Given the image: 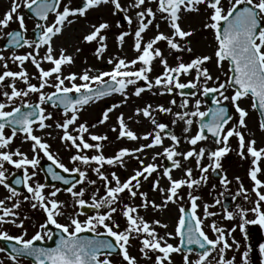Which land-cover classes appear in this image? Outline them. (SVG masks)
<instances>
[{
    "label": "snow or ice",
    "instance_id": "snow-or-ice-1",
    "mask_svg": "<svg viewBox=\"0 0 264 264\" xmlns=\"http://www.w3.org/2000/svg\"><path fill=\"white\" fill-rule=\"evenodd\" d=\"M102 6H108L113 16L122 14L127 28L121 19L116 20L115 26L121 31L115 35V43L122 51L126 38L131 36L136 55L128 59L118 52L105 60L107 31L111 25L104 20L92 24L81 42L94 43L96 60H104L111 68L101 70L89 66L80 72L65 73L66 66L75 64L74 55L64 45L55 46V40L77 18H85L87 13ZM186 13L202 16V27L213 38L212 52L196 55L188 62L177 55L172 65L169 55L193 52L187 38L194 31L185 30L180 24ZM26 16L32 21L30 31ZM157 16L165 22L167 33L158 22L154 23ZM13 23L17 24L14 29ZM150 27L155 28V35L145 39ZM0 41H3L0 44V186L7 192L0 198V242L8 246H0V254H4L0 264L6 261L23 264L24 260L29 264H117L113 257H119L118 264H139L138 258L129 251L133 240L138 242L140 258L152 264H173V254L181 256L182 264H213V261L236 264L235 255L227 257L228 251L240 252V242L233 235L236 229L244 234L245 241L248 239L246 225L264 229V180L259 178L264 175V147L257 148L254 138L246 139L249 112L240 104L244 99L250 101L249 107L259 115L258 128L264 132V0H127L126 3L81 0L78 6H73L72 0H10L9 9L0 17ZM160 42L166 44L167 54L158 46ZM80 51L81 48H75V52ZM157 61L161 71L153 76ZM208 62L214 64L219 74L213 76L206 66ZM45 64L49 67L45 68ZM10 65H15L17 70ZM28 65L34 71L29 72ZM188 76L192 78L181 80ZM129 86H133L131 95L138 98L145 92L172 96L169 105L177 106L180 111L173 112L171 106L163 104L137 107L133 116H142L152 126L142 134L129 128L124 114L119 113L115 124L110 126L117 133L116 139L146 143L121 147L106 156L103 142L108 136L91 132L90 128L105 124L111 119V113L128 102ZM186 89L192 91L185 93ZM113 94H118L121 100L104 108L97 123H78L85 106ZM176 95L181 96L179 104ZM33 96L34 101L30 99ZM209 96L211 106L202 110L201 98ZM49 109H59L62 120H55ZM154 113L171 116L172 126L181 123V135L170 129L169 124L160 122ZM53 125L60 130L61 144L69 151L74 150L69 156L71 167L51 151V145L42 135L36 134ZM233 137L237 140L235 149L230 145ZM17 139L21 145H29L28 152L13 147ZM182 144L187 147L182 148ZM150 149L158 151L149 155ZM230 151H235L242 160L250 158L247 176L251 188H245L237 176L234 178L237 189L230 196L233 202L240 197L251 203L250 208L233 206L220 198H213L209 203L198 194L208 186L210 172L218 175L221 190L212 184L209 194L218 191L219 197H225L229 192L232 182L223 172L221 161ZM41 154L51 162L46 169L47 176L68 187L61 189L52 185L53 190L45 192L48 185L35 179ZM126 158L135 160L136 165L123 180L116 171L105 168L126 170ZM191 162L195 168L188 166ZM174 170L179 172L178 177L173 175ZM89 171L95 179L89 177ZM150 177H153L150 191L158 194L159 203L149 199L148 192L140 190ZM98 181L100 187H93L89 193V186L97 185ZM14 186L26 190L23 201L19 199L22 193ZM62 191L71 198V212L64 211L69 206L66 201L57 199ZM22 202L43 213V220L33 223L35 231L30 236L25 227L30 217L21 216L19 211ZM170 204L176 205L178 212L175 227L161 235L157 227L167 229L168 225L159 219L146 220L140 210L163 211ZM217 206L220 211H213ZM249 213L254 218L248 219ZM60 217H64V222ZM117 217L123 220V227ZM213 217L227 220L238 217L239 223L226 229ZM4 225L20 232L12 235L3 229ZM250 251L246 245L240 254L241 264H249ZM193 253L196 258H191ZM259 254L264 257V243L259 244Z\"/></svg>",
    "mask_w": 264,
    "mask_h": 264
},
{
    "label": "rangeland",
    "instance_id": "rangeland-1",
    "mask_svg": "<svg viewBox=\"0 0 264 264\" xmlns=\"http://www.w3.org/2000/svg\"><path fill=\"white\" fill-rule=\"evenodd\" d=\"M72 1H75L73 3V6H78L81 2V0H72ZM126 2H127L126 0H122V3H126ZM9 7H10V1H9ZM130 14H132V13L130 12ZM117 19H121V22L124 23L122 20V14H117L116 16L111 15L109 12L108 6H102L101 8H99L97 10L90 11L89 13H87L85 18H77L80 25L85 26V27H89L90 31H91L90 26L92 24H98L104 20H107L109 22V24L111 25V28L107 31V35L109 37L108 38V45L110 44L109 46H111V50H108L105 53V60L107 59V57L109 55H115L118 52H120L121 55H123V54L129 55L128 59L134 58V56L136 54V53L130 54V52L132 50V47H131L132 37L131 36L126 38V42L123 45V49H124L123 52L117 48V45L115 43V35L121 31V29L116 28V26H115ZM185 19H189V20L197 19V21L195 22V24L192 28V30L194 31L193 36L187 38L188 40L191 41V47L193 49V52L192 53L184 52L183 54H185V55H181V53H175L174 56L169 55L168 57H173V59H171L169 61V63L172 65H175L176 61H175L174 57L177 55L181 56L185 62H188L190 60V58H192L196 55H203L204 54L202 52L203 48L196 47L199 42H203L206 44L205 48L208 47V49H209L208 53L209 54H211V52H212V48H213V44H214L213 38H212L211 32L208 30H205L202 27V23H203L202 16L198 15L196 13H191V14L186 13V14H183L180 22H183ZM26 21L28 23V28L30 31L32 26H33L32 21L30 19H28L27 16H26ZM156 22H158L160 24V27H166L165 22L160 20L159 16H157V20L154 23H156ZM124 27H125V29L127 28L126 23H124ZM11 28L14 29L16 27H11ZM150 28H152V27H150ZM166 29H167V27H166ZM82 37L83 36L80 37V40L78 43L79 48H81L82 51L76 53V55L74 56L75 65L80 66L83 63V61L86 60L88 62V66L94 67L96 69H101V70H109L111 68V65H108L105 62H101L100 60H96L95 56L93 55L95 44L94 43L93 44L82 43L81 42ZM208 42L209 43L211 42V44L209 45ZM158 46L162 50H164L165 53L167 54V47H166V44L164 42H160L158 44ZM20 51H22V50H20ZM206 66L212 71L213 76L219 74L216 70H214L215 67H214V64L212 62H208ZM44 67L47 68V67H49V65H46ZM137 67H139V65H137ZM29 70H30L29 72L34 71L31 66H29ZM69 71L70 70H68L67 72H69ZM159 71H161V70H159ZM156 74H153V76ZM186 78L191 79L192 77L188 76ZM221 79H223V77H221ZM32 82L36 83L35 80H33ZM139 84H140V82H139ZM21 87H23V85H21ZM47 91H51V89H48ZM127 91H128L129 97H130L129 100H131V102H134L135 96L131 95V93L133 91V86H129ZM153 91H156V90L153 89ZM151 95H152L151 92H145L143 95L144 96L143 99H145L146 97H150ZM112 97L117 98L120 96L118 94H113V96L106 97V98L111 99ZM106 98L102 99L101 101H97V102H102ZM171 98H173V97H171ZM30 99H32L34 101L35 97L34 96L30 97ZM175 99L177 101V104H179L181 101V96L176 95ZM201 99L204 101V104L202 105V110H203L204 108H206L208 106L205 103L204 98L202 97ZM159 103L162 104L160 101H159ZM249 103H250V101L248 99H244L240 102L241 106L248 109V112H249V115L246 118L247 124H248L246 139L254 138L257 141V145H256L257 148L264 147V133L259 130V128H258V120L259 119L257 117L256 112H254L249 107ZM88 106L89 105L85 106L84 108L87 109ZM105 107L101 103V104H99V106L97 108L87 109V110H89L88 111V118L80 120L79 123H83V122H87V123H91V124L97 123L101 117V112ZM175 107H176L177 111H180V109L177 106H175ZM49 110L53 111L55 120H57V121L62 120V116L60 115V111H58L57 109H49ZM230 110L234 112V110H232V109H230ZM174 111H175V109H173V112ZM154 115L156 116V118L160 122L169 124V128L175 131V126H172L170 123V121L172 119L171 116L165 115V114H160V113H154ZM47 123L53 124V121H48ZM98 125L99 124H97V126ZM103 125L104 126L101 128L102 135L106 134L108 136V140L105 141V143L103 142L105 145L104 150H103L104 155L111 156L119 148L125 147V145L130 144L131 141H128L126 139H122L123 140L122 146H115L114 143L116 142L117 133L116 132L111 133L109 131L110 125L108 123H105ZM151 128H152V126L150 124V128H148L146 130L150 131ZM49 130L52 132L56 131V135L54 137L55 142L51 143L50 141H47L51 145V151L53 153H55L58 156V158L61 159L66 165L71 167L72 165L69 164V156L71 154H73L74 150L69 151L68 149H66L64 147V145L61 144V142L59 140V134H60L59 129H55V127L53 125V128H50ZM49 130H47L46 132H49ZM242 131H245V130L242 129ZM143 132H144V130H143ZM89 142H91V141H89ZM165 143H168V141L166 140ZM20 144H21L20 140L17 139L14 141L13 147H20L22 151L28 152L29 145L28 144L20 145ZM230 145L233 149L236 148L237 140L234 137L230 138ZM28 154H29V156H31L30 152ZM88 154L91 155L92 152L88 151ZM41 157H42L41 162L47 160L46 158H43V154H41ZM146 163H148V161H146ZM164 163L170 167V164H168V162L165 161ZM221 163H222L223 172L226 173L227 178L232 182L229 185V192L225 193V197L228 195L231 196V194L236 191L237 184H236V181L234 178L237 176H239L241 178V181L243 182L245 188H248V189L251 188V183H250V180L247 176V172H248L249 167H250V158L242 160L238 155H236L235 151H230L225 157L222 158ZM135 165H136L135 160L131 161L130 163H127V168L130 169V174L132 173V169ZM188 166L195 168L194 162H191ZM262 167H264V164H262ZM105 168L108 171H116L117 175H119L122 180L126 178L124 175H122V172H125L124 169H119L121 171V173H120L118 171V168L113 169V168H110L109 166H105ZM10 171H16V170L10 169ZM29 171H31V169H29ZM37 173H38V175L35 179L41 183H45V180H44V177L40 171V168L37 169ZM175 173H176V176L179 175L178 171H175ZM211 174L212 173L210 172L209 173V184H208V186L201 188L198 192V194L201 195L203 197V199L209 203L212 202L213 198H220L222 200H224V198H225V197H219L218 196V191L221 189L219 188L218 181L212 180ZM155 175L156 174L154 173L153 177H155ZM194 175H196L195 172H194ZM89 177L92 179L96 178L95 175L93 173H91V171H89ZM153 177H150L149 181L143 182L142 188L140 190L144 191V192H148L149 199H155L156 202L159 203L160 199H159L158 194L150 191V182H151V179ZM259 178L264 180V175H261ZM212 184H217L218 191L217 192H211V194H209L210 186ZM56 187H59V186H56ZM78 187H79V185H78ZM93 187H100V182L98 181L97 185H95V186H89V193L92 191ZM51 190H53L52 187H46L45 188V192H48ZM185 191H187V190L185 189ZM102 192H103V189L101 188V194H102ZM21 193H22V195L19 197V199L21 201H23V194H26V190L24 189ZM6 195H7L6 190L2 186H0V198H4ZM86 197H87V194H86ZM252 198H253L252 194H250V199H252ZM57 199L66 201L68 203L69 206L66 209H64V211L66 213L72 211L71 198L66 192L62 191L61 193H59L57 196ZM126 202H128V201H126ZM138 202L139 201L137 200L136 203H138ZM7 203H9V202L6 201V204ZM232 204H233V206L235 204H240L242 207H245V208L252 207L251 203L243 201L242 198H240V197H238L236 201L232 202ZM166 210L171 211V213H170L171 221L170 220H169V222L164 221L163 223L167 224L168 228L171 231H173L174 227H175L176 219L178 216V212L176 211V205L170 204L168 206V208L164 209L163 211H156V212L159 215H162L163 212ZM212 210L213 211H220V207L217 206L215 209H212ZM19 211L21 212V216L28 215L30 217L29 220L25 221V227L28 229V235L30 236L35 231V229L32 227L33 223L41 222L43 220V213H42V211H39V210H32L26 202H22L21 209ZM152 213H153V211H151V210H149L147 212H145L143 209L140 210V214L141 215L143 214L145 217H147L148 214H152ZM247 218L248 219L254 218L253 214L249 213ZM59 219L61 222H64V217H60ZM81 219H83V217H81ZM117 219L119 220V222L121 223V226L123 227L124 226L123 220L120 219L119 217H117ZM212 219H216L218 221V223L220 224V226H222L226 229L231 228L234 224L239 223L238 217L234 220L221 219L220 217H213ZM159 220L162 222V219H159ZM206 223H207V221H206ZM3 229L8 230L10 232V234H12V235H16L20 232L19 229H16L15 227H12L10 225H4ZM162 229L163 228L157 227L156 230L161 231ZM205 231H208V229L205 228ZM248 231H253V232L255 231L256 237L253 238L252 236H249L248 241H245L244 234H242L240 232L239 228L236 229V231L233 233V235L235 236L236 240H238L240 242V245H241L240 252L228 251L227 257L231 258L233 255H235L236 256V264H241L240 254L245 250V246L247 245V247H249L251 249V251L249 253V264H264V257H261L259 254V244L264 243V229L260 228L259 225H251L250 224V225H246V232H248ZM208 234L210 236L212 235V233L210 231H208ZM169 242L176 243L175 240H171ZM229 242H231L230 239H229ZM255 243H257V244H255ZM132 244H133V247L130 248L129 251H130L131 255L136 256L138 258L139 264H152V261L144 260V259L140 258V254L138 252V242L133 240ZM211 255L215 256L216 254L212 253ZM3 256H4V254H0V258H3ZM172 258H173V264H182V258L179 254H173ZM191 258H196L195 253L192 254ZM113 259L115 261H117V264H118L119 258L113 257ZM6 264H7V261H6ZM23 264H29V262L23 261ZM213 264H215V261H213Z\"/></svg>",
    "mask_w": 264,
    "mask_h": 264
},
{
    "label": "bare ground",
    "instance_id": "bare-ground-1",
    "mask_svg": "<svg viewBox=\"0 0 264 264\" xmlns=\"http://www.w3.org/2000/svg\"><path fill=\"white\" fill-rule=\"evenodd\" d=\"M9 1L10 0H0V17L3 16V14L8 10L9 8ZM127 1V0H126ZM73 3L75 1H72ZM21 11H23V9H21ZM197 21V19H193V20H189V19H185L183 22H180L181 26L185 29V30H188V29H192L195 22ZM28 25V23H27ZM11 27H17V24L13 23L11 24ZM161 30L162 31H165L167 33L168 29H166V27H161ZM90 31V28L89 27H85V26H81L80 23L78 22V20L76 19V22L73 24V25H70L67 29H65V32H64V35L61 36V37H58L55 42H54V45L55 46H60V45H64L67 47L68 49V53L70 54H73L74 56L76 55L77 52H75V48L76 47H79V40H80V37L83 36L84 34H86L87 32ZM155 28H150L148 30V32L145 34V39H148L149 37L155 35ZM3 41H0V44H2ZM209 43V42H208ZM211 44V42L209 43V45ZM110 45V44H109ZM108 45V50H111V46ZM206 44L203 43V42H199L197 44L196 47L198 48H203L202 52L204 54H209V49L208 47H206ZM22 51H25V50H22ZM124 51V49L122 50V52ZM125 53V52H124ZM135 52H133V50H131L130 54H134ZM5 55H7L8 53L5 52L4 53ZM136 55V54H135ZM173 56L175 55V53L172 54ZM181 55H185L183 53H181ZM123 56H126L127 58L129 57V55L127 54H123ZM171 59H173V57H168V60L170 61ZM101 62H105L104 60H100ZM156 64V67L153 71V74H156L157 72H159V70H161L159 64H158V61L157 62H154ZM47 64H45L44 66H46ZM29 66L31 65H28V71L29 70ZM10 67H12L13 70H16V67L15 65H10ZM32 67V66H31ZM89 67L88 66V62L86 60L83 61V63L80 65V66H77V65H71V66H66L64 68V71L65 73H67L68 70L70 71H73V72H80L81 70H83L84 68H87ZM33 68V67H32ZM34 70V69H33ZM215 70V69H214ZM188 78L186 77H181V80L182 81H187ZM143 82L141 81L140 82V85H142ZM144 93L142 94L141 97H134V102H131V100H128V102L126 104H123L119 109H116L113 113L110 114L111 116V119H109V121H107L106 123H108L110 126L114 125L115 124V118L116 116L119 114V113H123L124 116H125V120H126V123L128 124L129 128H131L134 132L138 133V134H142L144 132H146L148 128H150V124L149 122L144 119L142 116H133V113H134V110L137 108V107H143L144 105L146 104H152L154 107L159 103V101L165 105V106H171L169 105V100H171L172 96H169L167 94L165 95H151L150 97H146L145 99H143V96ZM121 100V97H112L111 99H108L106 98L104 101L102 102H96L94 104H91L87 107V109H94V108H97L99 106V104H103L104 107L106 106H110L111 103H116V102H119ZM160 104V103H159ZM105 107V108H106ZM172 109H175L174 112H176V107L175 106H171ZM86 108L83 109V111L80 112L79 116V121L80 120H83V119H86L88 118V111ZM132 116L133 119H128V117ZM78 121V123H79ZM137 121H139V123H137ZM88 125H92L91 123H87ZM104 125H98L96 128H90V131L91 132H94V133H97V134H102V131H101V128L103 127ZM183 125L181 123H177V125H175V133L177 135H181V129H182ZM193 129H195V125L193 126ZM49 130V129H45L44 132H37L36 134L37 135H42L43 138L46 140V141H50L51 143H54V137L56 135V131H50L52 133L51 136H48L46 135L45 133H47L46 131ZM144 130V132H143ZM146 130V131H145ZM109 131L112 133L111 131V128H109ZM85 138L87 139V134L85 135ZM105 143V141H104ZM140 143H146V141H131L130 144H127L125 145V147H134ZM123 144V140H117L116 139V142L114 143L115 146H122ZM21 145V144H20ZM182 148H186L187 145L185 144H182L181 146ZM153 151H158V149H150L148 150V153L149 155L151 154V152ZM126 161L127 163H130L131 161H133V159L131 158H126ZM146 161L149 162V160H145V163ZM118 168V171L121 173V171L119 169H122V168ZM125 170V169H124ZM176 170H174L173 172V175L176 176V173H175ZM122 175H124L125 177L129 176L130 175V169H126L125 172H122ZM179 176V175H178ZM177 176V177H178ZM162 186L165 184L164 181L161 182ZM170 213L171 211H164L162 215H159L156 211L152 214H148L147 217H145L143 214V216L145 217L146 220H152V219H162V222H169V220L171 221V217H170ZM166 231H171L169 228L167 229H162L161 231H157L159 232L161 235L164 234V232Z\"/></svg>",
    "mask_w": 264,
    "mask_h": 264
},
{
    "label": "water",
    "instance_id": "water-1",
    "mask_svg": "<svg viewBox=\"0 0 264 264\" xmlns=\"http://www.w3.org/2000/svg\"><path fill=\"white\" fill-rule=\"evenodd\" d=\"M190 89H186V90H184L185 91V93H188V92H190L189 91ZM205 101H206V103L208 104V106H211V97L209 96V97H205ZM50 165V163H43L42 164V172H43V174H44V176H45V178H46V182H47V185L48 186H50V185H53V184H59V185H61V188L62 189H65L66 187H68V186H66V185H63L61 182H59V181H53L52 179H51V177L50 176H47V173H46V169H47V167ZM56 171H60L59 169H56ZM217 172L219 173V171L217 170ZM62 175H65V176H67V174H65V173H61ZM212 178L214 179V180H216V181H218V175H213L212 174ZM14 187H16L17 188V191H22V189H23V187L22 186H14ZM229 197H227L226 199H228ZM225 203H231V202H225ZM89 211V210H88ZM4 247H8L7 245H5L4 244V242H0ZM49 245L50 246H54L53 245V243L52 242H49Z\"/></svg>",
    "mask_w": 264,
    "mask_h": 264
},
{
    "label": "flooded vegetation",
    "instance_id": "flooded-vegetation-1",
    "mask_svg": "<svg viewBox=\"0 0 264 264\" xmlns=\"http://www.w3.org/2000/svg\"><path fill=\"white\" fill-rule=\"evenodd\" d=\"M255 235H256V232H255V234H254V237H256ZM254 237H253V238H254ZM255 244H257V243H255Z\"/></svg>",
    "mask_w": 264,
    "mask_h": 264
}]
</instances>
